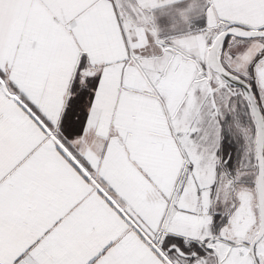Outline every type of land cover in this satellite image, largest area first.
<instances>
[{"label": "snow or ice", "instance_id": "1", "mask_svg": "<svg viewBox=\"0 0 264 264\" xmlns=\"http://www.w3.org/2000/svg\"><path fill=\"white\" fill-rule=\"evenodd\" d=\"M0 264H264V0H0Z\"/></svg>", "mask_w": 264, "mask_h": 264}]
</instances>
